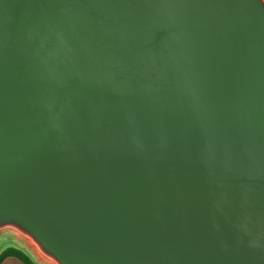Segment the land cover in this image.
<instances>
[{
  "label": "water",
  "instance_id": "obj_1",
  "mask_svg": "<svg viewBox=\"0 0 264 264\" xmlns=\"http://www.w3.org/2000/svg\"><path fill=\"white\" fill-rule=\"evenodd\" d=\"M43 264H264V0H0V241Z\"/></svg>",
  "mask_w": 264,
  "mask_h": 264
},
{
  "label": "trees",
  "instance_id": "obj_2",
  "mask_svg": "<svg viewBox=\"0 0 264 264\" xmlns=\"http://www.w3.org/2000/svg\"><path fill=\"white\" fill-rule=\"evenodd\" d=\"M9 256H15L21 259L25 264H43L36 259L27 247L21 245H11L0 250V264H2V262Z\"/></svg>",
  "mask_w": 264,
  "mask_h": 264
},
{
  "label": "rangeland",
  "instance_id": "obj_3",
  "mask_svg": "<svg viewBox=\"0 0 264 264\" xmlns=\"http://www.w3.org/2000/svg\"><path fill=\"white\" fill-rule=\"evenodd\" d=\"M11 245H14V246L21 245L25 247L23 244H21L17 240H14L13 238L5 237L0 241V250H3L4 248L11 246Z\"/></svg>",
  "mask_w": 264,
  "mask_h": 264
},
{
  "label": "crops",
  "instance_id": "obj_4",
  "mask_svg": "<svg viewBox=\"0 0 264 264\" xmlns=\"http://www.w3.org/2000/svg\"><path fill=\"white\" fill-rule=\"evenodd\" d=\"M2 264H25V263L21 259L15 256H9L2 262Z\"/></svg>",
  "mask_w": 264,
  "mask_h": 264
}]
</instances>
